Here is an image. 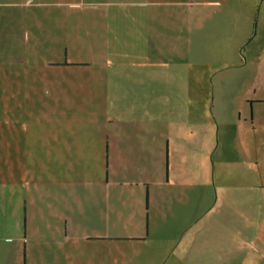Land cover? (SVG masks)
<instances>
[{"label":"crops","instance_id":"crops-1","mask_svg":"<svg viewBox=\"0 0 264 264\" xmlns=\"http://www.w3.org/2000/svg\"><path fill=\"white\" fill-rule=\"evenodd\" d=\"M223 3L233 11V0ZM170 4L181 1L0 0V220L18 207L23 223L36 219L22 236L7 224L16 241L0 247V264H264V96L251 106L256 140L241 148L253 160L216 170L230 126L186 122L189 112L208 117L206 95L174 91L184 85L179 61L152 59L178 33ZM63 26L60 51L77 41L86 57L59 58L45 45ZM31 27L45 37H25ZM27 49L51 53L36 61L42 66L88 70L82 81L53 80L48 103L23 86L48 79L16 80ZM136 52L145 58L133 59ZM126 67L134 76H123ZM63 99L66 108H55ZM52 102L48 127L40 122ZM35 106L39 117L29 119ZM178 112L184 123L171 124Z\"/></svg>","mask_w":264,"mask_h":264},{"label":"rangeland","instance_id":"rangeland-1","mask_svg":"<svg viewBox=\"0 0 264 264\" xmlns=\"http://www.w3.org/2000/svg\"><path fill=\"white\" fill-rule=\"evenodd\" d=\"M180 1L181 4H170L169 7V28L174 27V29H178V33L168 34L164 37L166 52L163 55L161 52L153 53L152 59L154 61L162 59L169 60L171 64L174 61H179L181 67L177 74L183 75L184 85L175 83L173 84L175 90L174 88L171 90L177 91L180 89L179 91L192 94V96L197 95V93L206 95L208 117L202 120L196 111L195 113L189 112L185 116L186 122L197 123L200 121L204 124L205 121H211L214 128L215 126L217 128V124L221 128V123L230 126L229 129H224V138L226 134L225 139L227 140L226 147L224 154L222 151L219 155L221 156L219 158L220 160L218 157L215 158V169L220 171L231 170L234 168L236 162L238 166L241 164L240 166L244 168V166L248 165L249 160H253V157L243 154L241 148L246 144L253 145L252 143L256 140L255 136L258 133L256 132L254 135L253 131L248 129L250 125L251 106H256L259 97L264 96V0H233L231 4L233 11H227L226 4L223 3V0ZM238 8L243 11L238 13ZM26 10L34 9L27 7ZM224 13L227 15L225 19ZM222 18L230 22L231 25L226 26ZM26 29L27 34H25V37L27 36L32 40L38 41V37H45L43 35L46 33L42 31L38 32L36 29L33 30L32 27ZM51 35L53 38H56L55 41L57 40V43L54 44L53 41V44L46 43L45 45L47 47L53 45V48L56 46L57 57L60 58L62 56L66 60L71 61L72 59L75 61L81 60L85 56L82 45L77 43V41L69 43L66 54L64 51H60L61 45L64 42L62 39L67 37L64 26L63 28H56ZM155 37L154 44H157L158 42ZM70 38L68 37L67 40ZM122 38L123 42L129 40L128 36H122ZM33 53V51L27 49V60L20 62L22 66L18 70L19 74L16 80L21 79L24 73L28 77L36 76L48 79L42 82H31L27 78L26 84L24 83L23 85L28 93L34 94V91H36L43 98H47L48 103H50L49 97H53V89L55 87L53 80L56 81L61 76H74L79 81H82V75H86L88 70L84 66L75 64H66L67 66L54 64L57 66L52 65L51 67H49L50 65L42 66L37 64L36 61L39 59L46 61L51 57V53ZM138 54V52H136V55L134 53L133 59H137V57L145 58V56L140 57L141 54ZM111 55L115 58H120L116 53L115 55L113 53ZM108 57L113 58L111 56ZM129 57L127 54L121 56L123 59H129ZM182 64L184 65L183 68ZM126 68H124L126 70L123 72V76H134V72L130 70V67ZM66 69L69 72H65L64 70ZM124 69L122 68V71ZM51 75H53V78L49 77ZM20 85V83L16 84L18 90H20ZM34 103L36 105L35 100ZM54 105L56 106L55 108L65 109L66 101L64 99L62 101L58 100V103ZM50 107L52 109L51 114L44 113L43 119H45V122H40L48 127L49 124L53 125V102ZM25 109L27 110V108ZM40 111V108L37 106L30 108L29 119L34 117L38 119ZM181 122L184 123L183 117L180 114L176 119L170 120L171 124ZM195 133L197 132L195 131ZM198 134L203 135L202 139L207 140L205 128L203 131L198 130ZM219 134L220 140H222V129H219ZM194 138L197 140L196 136ZM212 138L216 141L215 132ZM221 146L222 143L219 144L218 148H221ZM172 156L173 154L171 153L170 157ZM209 162L208 169L211 170L210 158ZM173 164L174 162L172 161ZM9 211L8 219H5L4 215L3 224L0 220V231L10 228L18 232L16 234L17 236H22L25 229L29 231V227L25 226L29 225V222L36 220L31 219L23 223L24 213L20 207L14 211L11 208ZM1 213L5 214V211L0 209ZM2 225H4L3 228ZM0 235L3 242V244L0 242V247H3L4 251V248L8 246L7 244H9V247H12L11 243L16 241L13 240L12 233L7 234L4 231L2 235L1 231ZM2 237L4 238L2 239ZM13 250V248L10 249V252L12 253Z\"/></svg>","mask_w":264,"mask_h":264}]
</instances>
